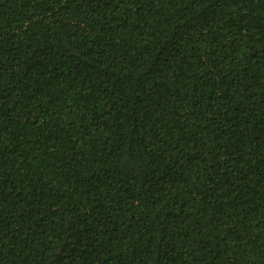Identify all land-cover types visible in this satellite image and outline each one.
<instances>
[{"label": "trees", "instance_id": "16d2710c", "mask_svg": "<svg viewBox=\"0 0 264 264\" xmlns=\"http://www.w3.org/2000/svg\"><path fill=\"white\" fill-rule=\"evenodd\" d=\"M0 264H264V0H0Z\"/></svg>", "mask_w": 264, "mask_h": 264}]
</instances>
